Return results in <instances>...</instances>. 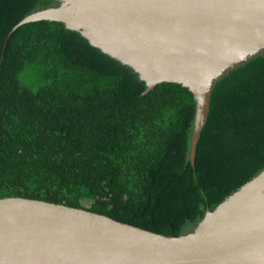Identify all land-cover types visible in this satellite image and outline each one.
<instances>
[{"label": "trees", "instance_id": "obj_1", "mask_svg": "<svg viewBox=\"0 0 264 264\" xmlns=\"http://www.w3.org/2000/svg\"><path fill=\"white\" fill-rule=\"evenodd\" d=\"M57 3L0 0V197L83 207L178 235L264 167V51L213 86L192 167L187 87L162 82L143 93L136 72L59 21L9 34Z\"/></svg>", "mask_w": 264, "mask_h": 264}, {"label": "water", "instance_id": "obj_2", "mask_svg": "<svg viewBox=\"0 0 264 264\" xmlns=\"http://www.w3.org/2000/svg\"><path fill=\"white\" fill-rule=\"evenodd\" d=\"M15 24L62 22L145 81L193 95L186 162L217 80L264 51V0H57ZM0 264H264V167L189 230L151 231L83 207L0 197Z\"/></svg>", "mask_w": 264, "mask_h": 264}, {"label": "rangeland", "instance_id": "obj_3", "mask_svg": "<svg viewBox=\"0 0 264 264\" xmlns=\"http://www.w3.org/2000/svg\"><path fill=\"white\" fill-rule=\"evenodd\" d=\"M22 78L25 79L27 82H29V81H35L36 82V75L34 73H27V74L24 73V75H22ZM89 203L90 202L88 200L83 202V204L85 206H88Z\"/></svg>", "mask_w": 264, "mask_h": 264}]
</instances>
